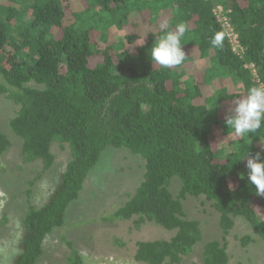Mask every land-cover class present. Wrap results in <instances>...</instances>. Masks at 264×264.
Instances as JSON below:
<instances>
[{
    "label": "trees",
    "instance_id": "obj_1",
    "mask_svg": "<svg viewBox=\"0 0 264 264\" xmlns=\"http://www.w3.org/2000/svg\"><path fill=\"white\" fill-rule=\"evenodd\" d=\"M217 4L226 10L243 55L218 19ZM162 18L171 27H189L182 41L188 59L171 69L148 55ZM128 26L145 30L120 35ZM217 31L225 33L222 48L210 43ZM100 52L103 59L94 65L91 59ZM198 63L201 76L188 72ZM256 83H264V0H0V95L19 105L9 126L22 139L23 160H42L49 170L54 143L67 144L71 152L47 201L28 203L12 264H38L46 238L65 224L69 206L109 146L140 155L145 171L134 195L104 219L133 220L136 228L153 222L175 231L168 239L138 241V263L182 264L203 240L200 222L185 211L187 195L212 201L224 236L239 216L264 243V196L248 183L246 157L235 162L216 144L217 130L234 134L224 123L233 98ZM249 135L235 149L243 152L248 145L250 155L261 151L264 158V131ZM11 146L0 131V155ZM173 177L182 183L178 197L170 189ZM241 240L254 241L250 235ZM67 244V264H83ZM202 257L204 264H230L218 239L204 244Z\"/></svg>",
    "mask_w": 264,
    "mask_h": 264
},
{
    "label": "rangeland",
    "instance_id": "obj_2",
    "mask_svg": "<svg viewBox=\"0 0 264 264\" xmlns=\"http://www.w3.org/2000/svg\"><path fill=\"white\" fill-rule=\"evenodd\" d=\"M217 8L223 20L227 16L226 10L222 5ZM138 30L142 32L145 29L128 26L119 34ZM104 46L105 39L100 37L99 49L102 51ZM102 59L100 52L91 60L95 65ZM201 69V63L187 68L196 76H201ZM18 110L19 105L10 101L5 94L0 95V131L7 133L12 141L11 148L0 155V264H12L20 251L28 203L40 206L47 201L71 159L67 144L54 143L52 151L56 160L51 169L45 170L42 160L26 163L22 157V139L9 126L10 118ZM217 134V147H221L224 154L235 149L242 141L234 134L224 136L220 130H217ZM144 171L145 161L140 155L126 148H106L91 171L80 197L69 206L65 224L46 238L44 254L38 264H67L70 254L67 241L83 256V264H141L134 258L138 241L168 239L175 235V231L153 222L136 228L133 220L104 219L134 195ZM181 186V180L173 177L170 189L175 197H178ZM182 201L187 216L198 220L203 230V240L182 264H204L203 246L213 239L226 244L230 264H264V243L243 217L234 216L235 226L224 236L220 214L212 201L192 195H187ZM245 235H250L254 241L244 245L241 238Z\"/></svg>",
    "mask_w": 264,
    "mask_h": 264
},
{
    "label": "clouds",
    "instance_id": "obj_3",
    "mask_svg": "<svg viewBox=\"0 0 264 264\" xmlns=\"http://www.w3.org/2000/svg\"><path fill=\"white\" fill-rule=\"evenodd\" d=\"M160 34L154 35V41L148 49L151 61L162 69H171L181 66L188 59L182 45L186 39L189 27L186 22H178L174 27L170 26L168 20L159 22ZM225 33L217 31L211 37L210 43L214 47H223ZM144 38L139 45H143ZM234 106L227 110L224 123L228 130L234 133L239 140H244L249 134H257L264 131V83H256L249 86L243 93H237L233 98ZM216 107V106H215ZM214 107V108H215ZM214 108L209 109L212 110ZM261 147L264 148V135H259ZM228 156L235 157V162L246 157L247 180L249 185L254 186V191L259 196H264V158L262 152L257 151L250 155L247 149L243 152L232 149ZM244 179L245 174L240 173Z\"/></svg>",
    "mask_w": 264,
    "mask_h": 264
},
{
    "label": "built area",
    "instance_id": "obj_4",
    "mask_svg": "<svg viewBox=\"0 0 264 264\" xmlns=\"http://www.w3.org/2000/svg\"><path fill=\"white\" fill-rule=\"evenodd\" d=\"M218 6L220 5H217L215 7V13L217 14L218 16V19L220 20V22L222 23V25L224 26L225 30L227 31V34H228V37L230 38V41L233 45V48L234 50L240 54V55H243V48L242 46L240 45V42H239V39H238V34L235 32L234 28L231 26V24L229 23L228 21V17H224L223 20H221V18L219 17L217 11L219 10V8H217ZM223 7V6H222ZM222 9V8H221ZM247 67L250 68L253 72V74L256 75V69H255V64L253 63H249L247 64Z\"/></svg>",
    "mask_w": 264,
    "mask_h": 264
}]
</instances>
